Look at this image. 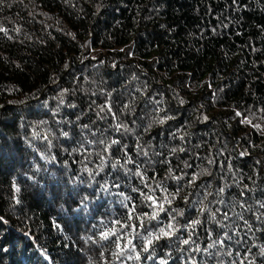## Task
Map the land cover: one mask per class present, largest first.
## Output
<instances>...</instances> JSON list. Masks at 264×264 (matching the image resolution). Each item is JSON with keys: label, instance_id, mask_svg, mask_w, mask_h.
<instances>
[{"label": "trees", "instance_id": "16d2710c", "mask_svg": "<svg viewBox=\"0 0 264 264\" xmlns=\"http://www.w3.org/2000/svg\"><path fill=\"white\" fill-rule=\"evenodd\" d=\"M0 29V264H264V0H0Z\"/></svg>", "mask_w": 264, "mask_h": 264}, {"label": "snow or ice", "instance_id": "6c2138e0", "mask_svg": "<svg viewBox=\"0 0 264 264\" xmlns=\"http://www.w3.org/2000/svg\"><path fill=\"white\" fill-rule=\"evenodd\" d=\"M0 30H3V29H0ZM183 102V101H181ZM109 111H111V109L109 108ZM262 111H264V109H262ZM237 116L240 115V113H236ZM169 119H171V117H169ZM160 124H163L165 123V120H160L158 121ZM243 122H247V123H251L250 120H246V121H243ZM254 127H259V125H253ZM121 126L118 125L117 126V129L119 130ZM64 135H67V133H64ZM113 144H117L119 143L118 141H112ZM183 150V149H181ZM209 163H212V161H209ZM259 163V161H258ZM113 167H115V165H113ZM186 167H189L188 165H186ZM208 175H211V173H207ZM136 175L140 176L141 178V181L142 183H145V187H150L146 182H145V176L143 173H141L140 171H137ZM185 175H187L185 173ZM170 178L171 179H174V180H177V181H180L181 179H183V177L181 176H171V170H170ZM198 177H193V179L191 181H189L190 183H195V180L197 179ZM157 188H160L162 191H164L165 193H167V195L163 196V197H160V198H157L155 197L154 195H151V194H144L143 192H141L142 195H144V199H145V202H150L148 204V206L150 208L153 209L152 211V214L149 215L148 213H144L145 216L148 217V219L151 221V220H158L159 219V215L161 212H165V213H168L169 212V208H166L165 205H168V206H171L172 203H173V199L174 197L176 196H179L180 194V189L177 188L176 189V192L175 193H170L168 191L167 188H164L161 184H157L156 186ZM19 189H17L18 191ZM133 191H140V189H133ZM154 191V189H153ZM220 192H223L224 189L221 188L219 189ZM121 195H123V193H121ZM208 195H211V193H208ZM207 198V196L205 197V199ZM19 202V201H17ZM261 208H264V204H261L260 205ZM207 210V206L205 205L202 209H201V212ZM172 212H175V215L171 216V220H175L176 219V216H185V212L184 210H177V209H172L171 210ZM135 213V208L132 209V211L129 213V218L132 217V215ZM214 215V214H213ZM225 215V219H227V213L224 214ZM137 219H141V223H140V227L143 228L144 227V223H143V220L142 218L140 217H137ZM259 219V217H258ZM119 223V222H117ZM202 224V221L199 219V218H196V219H190L189 222L185 225H183V227L185 228H188V227H191V228H196L197 226L201 225ZM223 226V225H222ZM133 228V230L135 229V226L132 225L131 226ZM179 232V229L171 222H169V224L167 225L166 228H160L159 229V234H155V233H152V232H149L148 235L146 237H143V240H144V247H143V252L147 253L149 252V249L158 241L162 240V239H165V238H171L172 236L176 235L177 233ZM115 231L109 233V232H105V233H102L101 234V237L102 239H105L107 240L109 238L110 235H115ZM227 235V233L225 234ZM190 238L189 239H184L183 240V244L187 245L190 243ZM215 243L214 242L212 245H209V247H214L215 246ZM218 243H220L221 245L224 244V241L221 240V241H218ZM128 244L131 245V248L133 250H135V245L132 244V241L129 240L128 241ZM117 247L119 248L120 245L117 244ZM201 249L199 248V246H197L195 249H193V251H200ZM208 249H204V251H207ZM120 254H124V251L123 249H121L120 251ZM230 254V253H229ZM261 254L264 255V249L261 250ZM141 257H140V253L137 252L136 256H135V259L139 260ZM148 259H152V255H149L147 257ZM129 259H132V257L130 256ZM161 264H167V261L166 260H161ZM192 264H197L196 261H192ZM235 264V262H234ZM241 264H243V261H241Z\"/></svg>", "mask_w": 264, "mask_h": 264}]
</instances>
